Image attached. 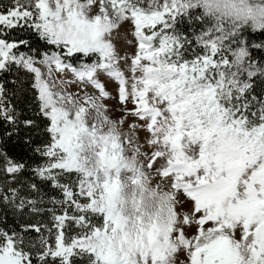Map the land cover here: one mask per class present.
<instances>
[{"label": "snow or ice", "instance_id": "1", "mask_svg": "<svg viewBox=\"0 0 264 264\" xmlns=\"http://www.w3.org/2000/svg\"><path fill=\"white\" fill-rule=\"evenodd\" d=\"M0 264H264V0H0Z\"/></svg>", "mask_w": 264, "mask_h": 264}, {"label": "trees", "instance_id": "2", "mask_svg": "<svg viewBox=\"0 0 264 264\" xmlns=\"http://www.w3.org/2000/svg\"><path fill=\"white\" fill-rule=\"evenodd\" d=\"M181 27H183V26H181ZM33 45H34V47H36V48H39V47L41 46V45H40V42H38V41H36V40H33ZM15 151H16L19 155H21V156H23V157H25V158H28V157L31 156V153L29 152L28 148H27L26 146H24L23 143H21V144L15 149ZM10 219H11V217H10Z\"/></svg>", "mask_w": 264, "mask_h": 264}, {"label": "rangeland", "instance_id": "3", "mask_svg": "<svg viewBox=\"0 0 264 264\" xmlns=\"http://www.w3.org/2000/svg\"><path fill=\"white\" fill-rule=\"evenodd\" d=\"M5 2H7V0H5ZM130 38H131V37H129V39H130ZM120 43H124L125 46H126L127 48H131V47H132V45H127V44H126V41L121 40ZM118 46H119V44H118ZM109 91H111V89H109Z\"/></svg>", "mask_w": 264, "mask_h": 264}]
</instances>
